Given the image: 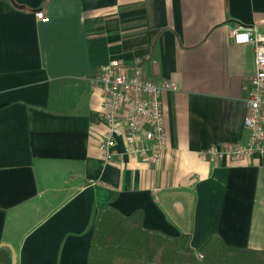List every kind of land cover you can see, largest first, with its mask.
Returning <instances> with one entry per match:
<instances>
[{
    "label": "crops",
    "instance_id": "obj_1",
    "mask_svg": "<svg viewBox=\"0 0 264 264\" xmlns=\"http://www.w3.org/2000/svg\"><path fill=\"white\" fill-rule=\"evenodd\" d=\"M235 26L264 33V0H0V244L16 264H87L105 205L141 210L145 229L189 234L193 249L215 232L264 250V158L200 154L248 141L254 48L232 41ZM113 59L178 83L161 94L158 164L104 160L102 95L88 78Z\"/></svg>",
    "mask_w": 264,
    "mask_h": 264
},
{
    "label": "built area",
    "instance_id": "obj_2",
    "mask_svg": "<svg viewBox=\"0 0 264 264\" xmlns=\"http://www.w3.org/2000/svg\"><path fill=\"white\" fill-rule=\"evenodd\" d=\"M36 17L47 19L42 11H37ZM229 35L234 43H249L254 48L255 72L243 85L246 92L244 127L248 141L244 145L214 144L200 154L217 160L264 158V33L255 26H235ZM88 81L102 95L105 133L99 147L104 160L132 156L158 164L166 148L161 94L176 91L178 83L173 79L156 81L146 77L139 59L130 65L110 60L99 66ZM119 139L124 142L122 151L116 149Z\"/></svg>",
    "mask_w": 264,
    "mask_h": 264
},
{
    "label": "trees",
    "instance_id": "obj_3",
    "mask_svg": "<svg viewBox=\"0 0 264 264\" xmlns=\"http://www.w3.org/2000/svg\"><path fill=\"white\" fill-rule=\"evenodd\" d=\"M189 240V234L145 229L141 210L125 216L105 205L93 224L87 264H264V250L229 246L215 232L195 249Z\"/></svg>",
    "mask_w": 264,
    "mask_h": 264
},
{
    "label": "water",
    "instance_id": "obj_4",
    "mask_svg": "<svg viewBox=\"0 0 264 264\" xmlns=\"http://www.w3.org/2000/svg\"><path fill=\"white\" fill-rule=\"evenodd\" d=\"M2 247H7V248H9L10 250H11V264H16V255H15V252H14V249L12 248V246L11 245H9V244H0V248H2Z\"/></svg>",
    "mask_w": 264,
    "mask_h": 264
}]
</instances>
